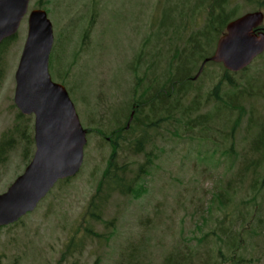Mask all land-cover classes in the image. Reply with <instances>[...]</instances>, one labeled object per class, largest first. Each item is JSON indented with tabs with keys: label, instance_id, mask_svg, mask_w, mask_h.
<instances>
[{
	"label": "rangeland",
	"instance_id": "rangeland-1",
	"mask_svg": "<svg viewBox=\"0 0 264 264\" xmlns=\"http://www.w3.org/2000/svg\"><path fill=\"white\" fill-rule=\"evenodd\" d=\"M40 4L55 36L52 78L66 86L91 133L81 172L2 228L0 264H264V53L238 73L209 62L186 96L168 95L172 121L146 127L167 112L168 97L135 107L170 85L194 35L202 45L199 32L211 30L190 77L214 53L225 31L219 21L264 11V0H32L30 10ZM27 34L28 15L0 49V147L12 142L0 158V193L33 155L26 139L34 118L18 116L13 99ZM96 129H124L114 173L126 182L147 154L158 156L142 196L122 195L102 178L113 144ZM144 132L146 153L136 156Z\"/></svg>",
	"mask_w": 264,
	"mask_h": 264
},
{
	"label": "water",
	"instance_id": "water-1",
	"mask_svg": "<svg viewBox=\"0 0 264 264\" xmlns=\"http://www.w3.org/2000/svg\"><path fill=\"white\" fill-rule=\"evenodd\" d=\"M30 0H0V43L15 34L28 12ZM261 12L232 21L218 41L211 60L232 70L245 68L264 51V33L254 28ZM29 33L16 74L15 103L24 114H35L36 151L23 175L0 194V227L33 211L54 184L74 176L84 159L87 131L82 127L67 89L49 73L54 34L44 10L29 15Z\"/></svg>",
	"mask_w": 264,
	"mask_h": 264
},
{
	"label": "trees",
	"instance_id": "trees-1",
	"mask_svg": "<svg viewBox=\"0 0 264 264\" xmlns=\"http://www.w3.org/2000/svg\"><path fill=\"white\" fill-rule=\"evenodd\" d=\"M216 3L219 4V2H216ZM229 20L230 19L226 18V22ZM181 56L179 58H182ZM191 61H192L191 56H185V58L182 59L181 61H179V63H178V65H177L178 71L176 72V74L175 75L173 74L169 78L168 82L170 83V85L168 87H163V89L159 93L152 96L150 99H147L145 102L144 101L143 102L137 101L140 104H136V106H135V107H137L136 111L140 112L143 107L151 106V105L154 106L157 101L162 102L164 99H166L168 97V99L166 101L167 112L160 115V116H157L156 115L157 113H155L154 115L156 117H159L160 119L157 121L152 119L151 121L146 122L147 128H150L153 126H158L159 123L165 122L167 120L172 121L171 118L174 115V109L175 108L169 106L168 101L171 98L168 95H170L174 91H176L178 94L177 95L178 98L180 97V99H181V97H184L188 94L189 90H187V89L190 85V80H191V77L188 74V69L190 68ZM229 108H232V105ZM189 114H190V112L188 113V115ZM137 119H138V115H136V117H135V120H137ZM239 119L240 118L237 119L236 124L239 122ZM236 124H235L233 129H235ZM192 129H194V126H191V129L190 128L189 129H183V131L188 132L189 130H192ZM121 131H122V129H119V130L113 132V137H116L117 135H119ZM177 133H179V132H177ZM145 137H146V133L144 132L142 137L140 139H138L136 141V143L134 144L133 152L135 153V155H139L140 153H142L144 151L145 144L147 143V140L145 139ZM164 141H167V140H164ZM6 147L9 148V145H7V146H6V144L1 145V147H0V158H1V155L3 154ZM112 150H113V153H111V156H110V159L108 162V168L104 172L102 178L107 179V180L109 179L111 184L115 188H117L118 191L120 193H122V195L131 194L132 196L137 197V198L142 196L143 193L145 192L144 187H146V181H147L146 176L149 174L150 170L154 167V160L153 159H157L158 156L154 155L153 157H151V155L147 154V158L145 160L146 162L140 164L138 170L135 172V174H136V177H134L135 180L132 182H126L122 172L118 173V174L114 173V171L117 170L116 168H118L117 162H116V157L118 155L119 148L116 145H114ZM151 154H153V153L151 152ZM100 181H104V180H100ZM102 184H103L102 182L101 183L99 182V187H98L99 190H101ZM92 215H94V213H92Z\"/></svg>",
	"mask_w": 264,
	"mask_h": 264
}]
</instances>
